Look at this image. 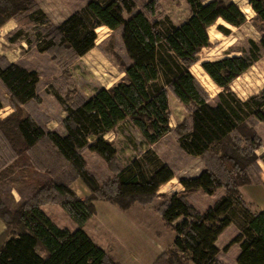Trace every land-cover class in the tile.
I'll return each mask as SVG.
<instances>
[{"label": "trees", "instance_id": "1", "mask_svg": "<svg viewBox=\"0 0 264 264\" xmlns=\"http://www.w3.org/2000/svg\"><path fill=\"white\" fill-rule=\"evenodd\" d=\"M186 1L191 15L175 25L168 18L148 17L145 9L154 12V1L141 9L136 0H88L54 24L36 0H0V28L11 19L33 25L31 33L18 29L10 37L12 42L24 40L55 59L62 53L76 58L91 51L97 29L107 27L120 30L128 58L122 64L125 77L110 88L103 87L76 104L55 93L66 111L62 135L25 115L23 106L40 101L39 73L3 63L0 57V81L13 108L0 117V219L7 226L0 237V264H120L84 229L96 213L95 202L108 201L123 210L136 203L146 206L177 175L152 147L121 165L114 141L105 136L127 122L154 146L172 132L169 91L190 110V123L183 122L175 130L179 147L200 157L204 169L194 177L178 176L183 190L159 207L176 238L175 249L165 251L154 264H224L216 243L231 224L238 232L225 248L239 244L237 264H264V209L253 212L243 198V188L261 180L258 162L264 161V154L258 155L257 150L263 141L252 124L264 123V89L243 100L231 88L264 54V35L250 41L242 55L201 64L221 88L212 105L190 68L209 46L211 26L223 20L240 27L247 16L234 1ZM249 4L264 22V0H249ZM86 152L102 160L97 167L90 166ZM15 160L22 169L17 179L23 192L13 211L10 181L2 170ZM108 166L114 174L107 172ZM78 179L90 191L86 199L71 187ZM219 189L224 194L203 211L190 201L196 193L214 195ZM53 203L60 204L77 224L75 231L61 228L43 210Z\"/></svg>", "mask_w": 264, "mask_h": 264}, {"label": "rangeland", "instance_id": "2", "mask_svg": "<svg viewBox=\"0 0 264 264\" xmlns=\"http://www.w3.org/2000/svg\"><path fill=\"white\" fill-rule=\"evenodd\" d=\"M88 0H36L40 7L47 13L51 22L61 23L72 12L83 7ZM154 1L153 9L146 7V4ZM210 0H205L208 2ZM238 3L242 11L246 12L247 22L240 27L228 26L223 20L217 21L209 29L210 44L204 47L198 54L199 60L191 66V72L196 77L200 85L210 97V103L216 105L217 95L221 91L215 82L206 76L202 63L220 58L242 55L248 49L250 41H259L264 35V22L259 19L253 10H248L249 0H225ZM138 8L145 9L151 20H163L168 18L175 25H180L191 15V8L186 0H136ZM246 9L248 11H246ZM17 24L15 30L5 33L3 28L9 21ZM0 29V52L3 56L1 61L8 62L4 55L17 57L22 65L31 69H36L40 76L39 95L41 102L32 101L23 106L24 112L32 116L37 122L49 130L63 131L64 107L55 95L58 93L69 104H76L82 99L94 95L99 89L110 88L125 77L123 62H128L122 43L120 30H111L107 27L97 29L98 39L96 46L82 57L73 58L67 53H62L55 59L50 53H41L34 45L30 46L26 41L21 40L12 43L8 40L17 29L29 30L33 27L26 20L11 19ZM219 27L228 29L223 33ZM4 39V41L2 40ZM3 41V45L1 42ZM4 87V86H2ZM0 86V93L4 101L10 103V98L6 90ZM232 91L243 100L260 93L264 89V54L251 66V68L239 76L231 85ZM170 102V126L172 132L154 144V148L159 156L170 162L177 171L188 174L193 171L202 160H193L194 156L186 155L178 145L176 128L186 122L190 123V110L182 104L169 91ZM253 127L263 141V146L257 150L258 155L264 154V123L253 122ZM119 135H110L108 139L114 140L118 149V160L121 165L128 164L133 158L139 155L143 149V136L138 129L122 125ZM91 167H97L102 160L95 154L86 152ZM183 157V159H181ZM189 157V158H188ZM261 160V159H260ZM263 161V160H262ZM264 162V161H263ZM261 167L260 182L264 188V163ZM19 160L10 162L3 168V173L11 177L10 186H14L11 198L16 201L22 197L23 184L17 179L21 173ZM259 163V162H258ZM15 164L17 166H15ZM14 165L11 171V166ZM107 165V164H105ZM109 167V166H108ZM263 170V172H262ZM196 171V170H195ZM109 174L114 171L109 167ZM180 176V175H179ZM179 179L171 180L160 187L154 200L143 206L134 204L129 209L123 210L118 205L108 201L98 200L95 202L96 213L86 223L84 229L108 254L109 258L120 264H154L161 254L168 249H175L174 241L176 234L171 226H168L160 216L159 207L168 197L181 191ZM257 183V184H259ZM72 189L82 199L90 195V191L81 179L76 180L71 185ZM250 187V186H248ZM254 188V187H251ZM244 188L246 200L252 197L258 198L257 204H261L264 197L262 190H253L252 194ZM21 192V194H20ZM224 194V189H219L214 195L203 192L192 195L190 200L193 204L204 210L212 205L220 196ZM252 200V199H251ZM249 203V202H248ZM15 204V203H14ZM253 209H257L256 204H252ZM46 213L61 228L75 231L78 226L62 208L60 204H47L43 206ZM237 232L236 225L228 227L219 239V261L224 264H237L238 244H232L228 249L225 247L232 241Z\"/></svg>", "mask_w": 264, "mask_h": 264}, {"label": "crops", "instance_id": "3", "mask_svg": "<svg viewBox=\"0 0 264 264\" xmlns=\"http://www.w3.org/2000/svg\"><path fill=\"white\" fill-rule=\"evenodd\" d=\"M250 7V9L252 10V8H251V6L250 5H248V8ZM245 14H246V12L245 11H243ZM73 13V12H72ZM228 24V23H227ZM228 26H230L229 24H228ZM17 27V24L16 23H14V21H9L3 28H8L7 30H4L5 31V33H7L8 31H10V30H15V28ZM2 29V28H1ZM0 29V30H1ZM210 29V28H209ZM18 30V29H17ZM16 30V31H17ZM15 31V32H16ZM210 33V32H209ZM1 34V33H0ZM12 35H10L9 37H8V40L10 41V42H12L11 40H10V37H11ZM3 41H4V39H2ZM3 41L1 42V45H3V44H5V43H3ZM18 41H21V40H18ZM17 41H15V42H12V43H16ZM3 53L2 52H0V56H3L2 55ZM4 56H6L7 58H8V62H10V63H17V64H19V65H21V66H24V67H26V68H28L27 66H25V65H22L21 63H20V61H19V59H18V56L17 57H11L9 54H7V55H4ZM28 69H31V68H28ZM31 70H36V69H31ZM37 71V70H36ZM38 72V71H37ZM206 76L208 77V79H210L212 82H213V80L206 74ZM0 86L2 87V86H4L3 85V83L0 81ZM4 90H6V92L8 93V91H7V89L5 88V86L4 87H2ZM8 96H9V98H10V94L8 93ZM55 96V95H54ZM0 97H1V99H2V102H3V104H4V107L2 108V109H0V117H1V119L2 118H5L6 116H8L12 111H13V108L11 107V105H10V103H7V102H5L4 101V99H3V97L1 96V93H0ZM39 97H40V95H39ZM171 98H169V100H170ZM40 100H41V97H40ZM32 102V101H31ZM37 102H41V101H37ZM30 103V102H29ZM64 111H65V109H64ZM25 115H29V114H27L26 112H25ZM66 116V111H65V115L63 116V119H64V117ZM122 125H125V126H130V127H133L131 124H129V123H127V122H125V123H122L121 125H119V127L115 130V131H112V132H110V133H108L105 137L108 139V136H110V135H112V134H114V135H119V132H118V130H119V128H121L120 126H122ZM134 128V127H133ZM54 131H57L58 133H60V134H62V135H64L65 133H66V131H65V128H64V130L63 131H58V130H55V129H53ZM109 140H112V139H109ZM143 141V149L140 151V153H139V155L138 156H140L145 150H147L148 148H154V146H150V145H148L146 142H145V140H144V138L142 139ZM112 141H114V140H112ZM115 144V143H114ZM178 145H179V143H178ZM116 147V146H115ZM117 149V148H116ZM155 149V148H154ZM181 149V148H180ZM182 150V149H181ZM117 152H118V149H117ZM182 152H184L183 150H182ZM184 154H186V155H188L189 156V154H187V153H185L184 152ZM261 155V154H260ZM138 156H136V157H138ZM135 157V158H136ZM189 158V157H188ZM134 159V158H133ZM181 159H183V157L181 158ZM196 159H199V157H194V159L193 160H196ZM164 160V159H163ZM165 161V160H164ZM165 162H167L169 165H170V167L174 170V172L176 173V175L177 176H186V177H194V176H197V175H199L200 173H201V171L204 169V163H203V161L202 160H200V162H198V165H197V167L195 168V169H193V171L191 172V173H188L187 175L186 174H182L181 173V170L179 171H177L175 168H173L172 167V165L170 164V162H168V161H165ZM260 162H263L262 160H259V164L262 166V168H263V165L260 163ZM264 163V162H263ZM196 170V171H195ZM262 172H263V170H262ZM174 179H177V177H175V178H173L172 179V181L174 180ZM180 183V182H179ZM180 185L182 186V184L180 183ZM250 187H248V186H245L246 188H248L247 189V191H250L251 192V194H252V191L255 189V190H257V191H261L262 190V192H263V195H264V188H262L261 186H262V184L261 183H259V184H253V185H249ZM244 187V188H245ZM251 187H254V188H251ZM244 188H243V190H244ZM181 189L183 190V186L181 187ZM179 192V191H178ZM200 193V192H199ZM198 193V194H199ZM245 192L243 191V198L245 197ZM252 199V200H251ZM249 201L248 200H246V198L244 199L245 201H246V203H247V205L250 207V209L253 211V212H260L261 210H263L264 209V197L263 198H261V204H257V202L256 201H258V198H256L255 196L254 197H252ZM21 200V196L20 197H18V199H16V201H13V205H12V210L13 211H15L17 208H18V206H19V201ZM191 201V200H190ZM192 202V201H191ZM249 202V203H248ZM15 203V204H14ZM193 203V202H192ZM252 204L254 205V204H256V207H257V209H253V206H252ZM43 208V210L45 211V209H44V207H42ZM208 208V207H207ZM206 208V209H207ZM199 209V208H198ZM205 210V209H204ZM46 212V211H45ZM51 218V217H50ZM52 219V218H51ZM232 225H235V224H231L229 227H231ZM6 229H7V226L5 225V223L0 219V237L5 233V231H6ZM236 229H237V232H238V227L236 226ZM225 230H228V227H227V229H225ZM237 232H236V234H237ZM224 233V232H223ZM235 234V235H236ZM222 236V235H221ZM219 239H220V236H219V238H218V240H217V246H218V248L220 249V247H219V245H218V241H219ZM238 246H239V244H238ZM237 256H238V254H239V252H240V247L238 248L237 247ZM220 254V253H219ZM237 256H236V259H237ZM219 257V256H218Z\"/></svg>", "mask_w": 264, "mask_h": 264}, {"label": "built area", "instance_id": "4", "mask_svg": "<svg viewBox=\"0 0 264 264\" xmlns=\"http://www.w3.org/2000/svg\"><path fill=\"white\" fill-rule=\"evenodd\" d=\"M18 164H20V163H17V165ZM16 164H15V166H17ZM18 166H20V165H18ZM13 168H14V165H12L11 166V171L13 170ZM20 169H21V166H20ZM10 172H7V175L9 174ZM10 179H11V177H9L8 176V180L10 181ZM10 183H11V181H10ZM13 188H14V186H12V189H11V195H12V191H13ZM20 194H21V192H20ZM13 196V195H12Z\"/></svg>", "mask_w": 264, "mask_h": 264}]
</instances>
